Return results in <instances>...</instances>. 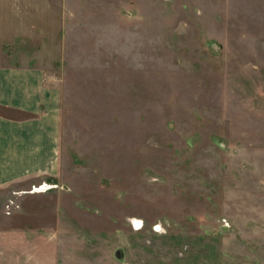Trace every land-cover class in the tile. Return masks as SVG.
I'll use <instances>...</instances> for the list:
<instances>
[{
    "label": "rangeland",
    "instance_id": "1",
    "mask_svg": "<svg viewBox=\"0 0 264 264\" xmlns=\"http://www.w3.org/2000/svg\"><path fill=\"white\" fill-rule=\"evenodd\" d=\"M45 3L71 190L0 193V264H264V0Z\"/></svg>",
    "mask_w": 264,
    "mask_h": 264
},
{
    "label": "crops",
    "instance_id": "2",
    "mask_svg": "<svg viewBox=\"0 0 264 264\" xmlns=\"http://www.w3.org/2000/svg\"><path fill=\"white\" fill-rule=\"evenodd\" d=\"M45 2L0 0V193L21 192V212L49 197L64 210L71 190L64 175L61 80L40 66L37 51L39 30L50 41L48 31L59 35L70 12L62 7L51 14ZM42 184L56 187L29 193ZM14 237L13 231H0V241Z\"/></svg>",
    "mask_w": 264,
    "mask_h": 264
},
{
    "label": "built area",
    "instance_id": "3",
    "mask_svg": "<svg viewBox=\"0 0 264 264\" xmlns=\"http://www.w3.org/2000/svg\"><path fill=\"white\" fill-rule=\"evenodd\" d=\"M54 187H56V186H52V185H47V184H42V185H40V186H37V187H33L30 191H29V193H31V194H39V193H46V192H48V191H50L51 189H53ZM11 206H16L15 205V201H10L9 202V205H8V208H11ZM137 224H139L138 222H137V220H135L134 222H132V225L136 228V229H138L140 226H137Z\"/></svg>",
    "mask_w": 264,
    "mask_h": 264
},
{
    "label": "snow or ice",
    "instance_id": "4",
    "mask_svg": "<svg viewBox=\"0 0 264 264\" xmlns=\"http://www.w3.org/2000/svg\"><path fill=\"white\" fill-rule=\"evenodd\" d=\"M137 226H139V224H137Z\"/></svg>",
    "mask_w": 264,
    "mask_h": 264
},
{
    "label": "bare ground",
    "instance_id": "5",
    "mask_svg": "<svg viewBox=\"0 0 264 264\" xmlns=\"http://www.w3.org/2000/svg\"><path fill=\"white\" fill-rule=\"evenodd\" d=\"M139 223V222H138Z\"/></svg>",
    "mask_w": 264,
    "mask_h": 264
}]
</instances>
